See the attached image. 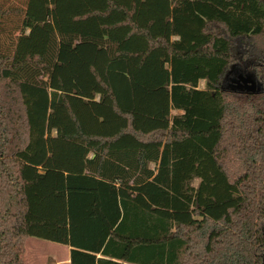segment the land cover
Returning a JSON list of instances; mask_svg holds the SVG:
<instances>
[{"label": "trees", "instance_id": "16d2710c", "mask_svg": "<svg viewBox=\"0 0 264 264\" xmlns=\"http://www.w3.org/2000/svg\"><path fill=\"white\" fill-rule=\"evenodd\" d=\"M4 1L0 264H264V0Z\"/></svg>", "mask_w": 264, "mask_h": 264}, {"label": "rangeland", "instance_id": "374dc122", "mask_svg": "<svg viewBox=\"0 0 264 264\" xmlns=\"http://www.w3.org/2000/svg\"><path fill=\"white\" fill-rule=\"evenodd\" d=\"M9 1L11 2L12 0ZM1 2L5 1L0 0V3ZM198 87L199 89H202L203 83L200 82ZM26 249L27 261L30 264H51L53 262H61L60 264H65L63 261L65 260L68 252L67 246L40 240L35 237H30V240H27Z\"/></svg>", "mask_w": 264, "mask_h": 264}, {"label": "water", "instance_id": "95a60500", "mask_svg": "<svg viewBox=\"0 0 264 264\" xmlns=\"http://www.w3.org/2000/svg\"><path fill=\"white\" fill-rule=\"evenodd\" d=\"M234 83L239 84V87H237V91H247L250 93H255L256 90L258 89L257 86L255 85L254 81L247 77V78H242L241 76L238 77Z\"/></svg>", "mask_w": 264, "mask_h": 264}, {"label": "crops", "instance_id": "0c3cea01", "mask_svg": "<svg viewBox=\"0 0 264 264\" xmlns=\"http://www.w3.org/2000/svg\"><path fill=\"white\" fill-rule=\"evenodd\" d=\"M29 240H30V238H28ZM27 239V240H28ZM27 240H26V242H25V262H26V264H30L28 261H27V249H26V243H27ZM67 250H68V252H67V254H66V257H65V260L63 261L65 264H69V251H70V249L67 247ZM61 262H56V263H51V264H60Z\"/></svg>", "mask_w": 264, "mask_h": 264}, {"label": "flooded vegetation", "instance_id": "af4514ba", "mask_svg": "<svg viewBox=\"0 0 264 264\" xmlns=\"http://www.w3.org/2000/svg\"><path fill=\"white\" fill-rule=\"evenodd\" d=\"M234 81H236V80H233V82H232L233 85H231L230 87H232V89L235 90V89H237V87H239V84L236 85V83H234Z\"/></svg>", "mask_w": 264, "mask_h": 264}]
</instances>
